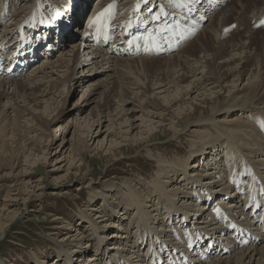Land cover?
I'll return each instance as SVG.
<instances>
[{
	"label": "bare ground",
	"instance_id": "1",
	"mask_svg": "<svg viewBox=\"0 0 264 264\" xmlns=\"http://www.w3.org/2000/svg\"><path fill=\"white\" fill-rule=\"evenodd\" d=\"M26 1L0 0V218L5 215L6 220H0V233H4L7 226L20 216V206L25 207L27 201L40 198L44 186L40 179L34 180L30 176L28 169L37 163L46 165L47 151L57 143L54 137L39 128L49 130L52 123L61 120L59 117L62 110H66L64 104L68 92L79 86L83 87L82 102L88 104L94 94L100 93L103 100L107 97L116 106L112 111L106 101L103 110L96 112L91 119L85 117L82 123L77 119L81 107L69 113L75 117L71 118L70 125L67 122L64 127L74 125L72 134L75 136L79 132L80 135H77L75 144L69 143L68 154L61 155L69 168L77 169L74 174L83 166L88 144L92 145L99 137V126L106 122L107 131L116 126L119 133L122 129L127 133L133 128L132 114L136 108L142 112L149 106L154 112L150 114L145 109L147 117L162 116L161 126L163 121H168V129L164 132H173L167 135L169 141L179 139L190 128L194 129L192 132L196 137L189 142L188 155L168 161L153 156L154 150H158L155 147L156 126H148L143 134L136 133L129 138L122 135L125 138L122 141H118L115 134L108 135L111 141L102 153H108L111 161H121L117 151L122 143L142 147L133 152L141 150L154 160L155 175L143 184L146 186L142 190L130 181L119 196L118 192H109L111 186L106 192H92L89 201L97 197L101 198L102 204L89 205L87 212H81L80 218L88 230L81 232L83 228L78 229L82 226L78 225L80 223L54 217L52 222L56 226L52 229L56 232L50 237L64 234L59 240L61 249L80 252L85 243L93 250L85 251L84 256L88 258L94 252L96 264H264L263 79L256 77L254 70L241 89L236 86L242 74L246 73L244 66L240 70L237 66L243 59L244 64L252 60L247 51L258 28L254 26L259 22L256 17L252 28H246L244 33H240L243 29L236 28L231 41L222 43L213 22L217 20L218 27L222 14L215 13V7L224 0H199V3L189 5L194 9L191 12L187 8L173 6L169 0H148L147 3V0H126L123 5H120L123 0H94L92 11L89 9L86 13V27H90L89 23L98 11L102 12L110 4L115 6L116 13L106 30L102 26L94 35V44L89 43L83 52L86 45L75 28L86 12L88 0L56 1L61 3L28 0L24 5ZM162 7L165 14L157 16L160 14L158 11L155 14L158 19L150 25L145 24V19ZM130 12L137 16V26ZM108 15L105 16V24ZM199 17L205 22L199 21ZM261 18H264V12ZM167 21L169 24L179 22L180 26L188 28H191L189 22L192 21L200 27L199 35L193 42L182 43L180 50L179 47L169 50L173 45H165L164 36H158V27H155L156 24L163 27ZM124 22L127 25L120 26ZM144 25L147 31H134ZM83 33L89 42L86 31ZM146 34L156 39V49L163 51L161 56H155L154 49L148 47L150 41L144 39ZM134 35L139 36L129 43L132 44L129 50L127 44ZM208 35V41L218 44L222 52L229 51L227 59L218 61L221 51L208 54L207 45L200 43L195 46L200 37ZM234 36L237 40L233 39ZM197 51L199 57L195 55ZM139 66L143 74L153 66H157V72L142 82L137 80L133 85L136 88L124 84L123 80L132 75V68ZM224 68L227 70L222 71ZM86 78L90 82L85 86ZM229 78L231 81H226ZM223 84H230V87ZM161 94L164 95L162 99L158 98ZM112 112L116 113L115 116H111ZM218 114L224 115L222 121L218 120ZM95 126L98 130L93 133ZM158 128L162 130V127ZM64 140L63 137L57 144L54 154ZM27 143L30 146L26 147ZM102 145L103 141L97 142L96 148ZM181 151L177 149L178 153ZM54 161L58 162L57 158ZM22 162L25 164L21 165ZM63 168L59 166L50 172H62ZM65 175L54 177L49 184L60 187ZM9 178H12V185L3 183ZM95 183L90 180L84 188ZM114 197L115 200L110 202ZM198 201L205 204L197 207ZM16 206L18 209L11 210ZM134 225L136 231L132 234ZM74 226L77 229L73 230ZM89 231L91 235H88ZM64 261L63 264H68ZM80 261L84 264L86 260ZM45 263L41 260L38 264Z\"/></svg>",
	"mask_w": 264,
	"mask_h": 264
},
{
	"label": "rangeland",
	"instance_id": "2",
	"mask_svg": "<svg viewBox=\"0 0 264 264\" xmlns=\"http://www.w3.org/2000/svg\"><path fill=\"white\" fill-rule=\"evenodd\" d=\"M27 1L25 2L24 5L27 4ZM56 1L57 0H54L53 3H61V1H58V2ZM145 2L147 3L148 0ZM87 3L88 4L86 6V12L85 14H83L82 18L80 19L79 25L76 26L75 28V31L79 33V36H81L83 41L85 42L86 46L83 47V52L87 50L86 48L89 47V43L90 45L94 44L93 40L91 39L92 29L91 27H88V28L86 27V24H87L86 13L89 9L92 11L95 2L94 0H88ZM125 3H127V1L123 0V2L120 3V5H123ZM142 5H145V4L142 3ZM156 6H153L152 8L155 7L154 9H156ZM59 7L60 6H58L57 8ZM263 7H264V0H224L220 4H218L215 7L217 9L215 13L220 12L219 14H222V15L220 16L218 27H217L218 22H216L217 20H214L215 22H213V25H215V28L218 29V31L220 32L219 39L223 41L222 43L231 41L232 39L231 35L233 34V32L236 31V28L243 29L240 33H244L246 31V28L253 27V25L256 23V20L260 22V20L262 19L261 16L264 12ZM262 8L263 10H261ZM160 9L161 8L157 9L155 13H152L149 17H147L145 19V24L150 25L153 22L152 17L155 16V14H158V11H160ZM258 10H259V13L261 12L262 14L261 13L258 14ZM157 16H159V14ZM130 17L135 18L137 16H134V14L130 12ZM135 21H136V18L134 22ZM252 21L254 23H252ZM206 23L208 24V20L206 21ZM232 25H235V27L232 28L231 27ZM24 26L26 25L24 24ZM226 29H230V30L225 31ZM199 30H197V33L195 32L193 33L194 35L192 38L189 39L190 41L188 40L189 42H193L198 37L197 35H199V32H200ZM250 30L251 29H249V31ZM83 31L84 32L86 31V34L88 35L90 39L89 42L86 41L87 37L86 35H84ZM255 32L253 35L254 41L251 44L250 49L247 51L248 53L247 55L250 56L252 60H250L247 64H244L243 63L244 59H243V62H241L240 65L237 66V70H240L242 66H244L243 71L246 69V73L242 74V77L239 79V82L236 85L238 86L239 89H241L242 86L246 84L247 78L250 77L249 74L253 73L255 70V72L257 71V73L254 72V75H256V77L259 76L260 80L263 79L261 80L263 81L261 82V85L264 90V85H263L264 84V25H261L260 27H258ZM119 34L120 33H118V35ZM249 34H252V33L249 32ZM208 38H209V35L207 37L204 36L203 38L200 37L198 39V42L196 43L194 42L195 46L200 45V43L207 45L208 46L207 49L209 50L208 54H213L214 52H220L221 49L219 45L218 44L213 45V43H211L213 41L210 39L211 41L209 42ZM233 39L237 40L235 36L233 37ZM189 42H187V44ZM212 45H213V48L211 47ZM178 49L180 50L181 47H179ZM108 52L110 53V51ZM228 52L229 51H226V52L221 51L219 57H217L218 61H221V58H223L222 60L227 59L229 57ZM55 53L56 51H54V55ZM195 55L199 57L200 56L199 51L195 52ZM243 55L245 54H242V56ZM42 57L43 56H41V58ZM115 57L118 58L119 56L115 55ZM209 57L211 56H208V58ZM121 59H126V58L121 57ZM139 69H140V66L132 68V75H129L127 77L125 76L126 78L124 80L122 79L124 84H129L130 87L132 86L131 88H136V85L134 87L133 85L135 84V82H137V80L138 82H142L145 77H150V74L152 73L154 74L157 72L156 71L157 66L148 68L144 72V74L140 72ZM226 70L227 69L224 68L222 71H226ZM91 80L94 81L96 80V78H91ZM226 81L229 82L231 81V79L229 78ZM89 82L90 80L86 78L84 85L85 86L88 85ZM138 86H141V83ZM223 86L230 87V84H227V85L223 84ZM82 89L83 87H79V86H76L70 89V91L67 94V98L65 99L66 101L64 104V108L66 110H62L61 116L59 117V119L61 120L59 121L56 120L54 123H52L49 127L50 128L49 130L43 127L39 128L41 132L46 133L47 135L50 134L52 137H54L58 145L60 144L63 137L65 140L62 143V146L59 147V149L57 150L55 154H54V151L57 149V146H58L57 144L52 146L47 151L48 155L46 156V165H40V163H37L35 164V167L33 168L28 169V167H25L28 169V173H31L30 176L33 177L34 180L40 179L44 187H43V190L41 191L40 198L31 199L30 202L27 201L25 207L16 206V207L11 208V210L12 209L16 210L19 207L21 214L18 218L14 219L7 226L4 233H0V264H38L39 262H41V260L45 261L46 262L45 264H55V263L63 264L65 262L64 260H66L68 264H81L78 262L79 260L81 261L86 260L84 264L98 263L97 259L93 257L94 252L93 254H90L88 258H87V255L84 256L85 251L89 252V250H93V249H90V247L87 248L86 247L87 244L85 243L82 244L80 248V252H77L76 250L67 251L66 250L67 248L61 249L60 248L61 244L59 243V240L62 239L61 237L64 236V234H57L53 237H50V234H53L56 232V231H53L52 229V228H55L56 226L55 223L52 222L53 218L60 217V218H64L66 221L71 222V223H76V224L80 223L78 225H82V226H78V229L83 228L81 232H83L84 230H88V226L82 223L83 219L80 218L81 212H87L85 210H86V207H88L89 205L100 206L102 204L101 198L99 199L97 197L89 201L90 197L93 196L92 192L94 193H98V191L106 192V191H109L108 187L111 186L112 190L109 192H116V193L118 192L117 195L119 196L121 195L122 192H125V189H127L126 188L127 184L130 181H132V184L134 183L137 184L136 188L140 187L141 188L140 190H142L146 186V185L143 186V184H145L147 180H150L152 177H154L155 170H156V163L154 162V160L149 159L143 152H141V150H138L137 152H133V150L141 149L142 147H139V148L131 147L127 143L126 144L122 143V145H120V149L117 151V155H119V157L121 158V161L119 162L113 161V160L111 161L108 153L107 154L102 153V150L107 149L109 147L111 137L110 136L108 137V135L115 134L116 135L115 138H117L118 141H122L123 139H125L124 137H122V135L124 136L128 135L127 138H129L131 135H135L136 133L143 134L145 132L146 127L148 126H151V127L156 126L155 131L157 135H156L155 147H157L158 150H154L153 152V156L155 158L160 159V160L171 161L173 159L180 160L183 157H185V155H188L189 142L194 141L191 139L196 137L195 132H192L194 131V129L190 128L188 132H186L185 135H182L179 139L174 138L173 140L169 141L170 139L169 134H172L173 132L169 131L168 134L164 132V131H167L168 129V121H163L162 123L163 126H161L159 124H160V120L162 119V116L160 118H155V115L153 117H147L146 115L147 112L145 111V109L149 110L148 112H151L150 114H153L154 110L151 109L149 106H146V108L143 109L142 112H139L138 108L134 110L135 112L132 114L133 115L132 123L134 125H133V128L127 133H125L124 129H122V132L120 131L119 133L118 131L119 127H116V126H114V128H112L110 131H107L106 126L108 125V123L106 122H104L102 126H99V132H100L99 137L92 143V145L91 143L88 144L89 150L84 154V162H82L83 166H81V169L80 171H78V173L74 174L77 171V169L69 168L67 165V161L64 160L65 157L61 155V153H65L64 156L68 154V152L66 153V151L68 150L69 143H71L72 145L75 144L77 135H80L79 132L76 133L75 136L72 134L74 132V127H73L74 125L68 128L64 127L65 124H67V122H69V125H70L72 122L71 118L75 117V115L71 116V114L69 113H72L74 110H77L79 107H81L82 111L80 110L79 112H77L78 114L77 119L79 120V123H82L85 117H89V119H91L93 116L96 115V112L103 110V107L105 106L106 101H107V104L111 108L110 110L113 111L116 106L115 102L113 101L111 102V100L110 99L108 100L107 97H105V99L103 100L104 96L101 98L100 93L94 94L91 97L92 101L86 104V102H82L83 100L80 99L81 94H82L81 92ZM123 89L125 90V87H123ZM66 91L67 90H65L64 93H66ZM157 92L158 91H156L155 93ZM222 93L223 91H221V94ZM134 95H135V92L133 93V95H131V97ZM163 96L164 95L161 94L158 96V98L162 99ZM224 96L225 94L223 96H220V99L223 98ZM192 97H194V95H191V98ZM87 98L88 97H86L85 100ZM99 98L101 99V101H99ZM203 98H199L198 100L202 101ZM4 101L5 99L3 100V102ZM155 102L158 103V101H155ZM199 103L200 102H198V105ZM108 110H109V107H108ZM89 114H92V115L89 116ZM114 114L116 113L114 112ZM114 114L112 112L111 116H113ZM141 114L143 115L141 116ZM227 115L232 116L231 114L229 115V113ZM218 118H219L218 120L222 121V119L224 118V115L218 114ZM168 119L169 117H166V120ZM116 123H118V121ZM59 125H62V126L60 129H57ZM157 126L162 127V130H160V128H158ZM96 127L97 126L93 128V133H95L98 130V128ZM135 127L137 128L135 129ZM82 130L83 128L79 129L80 132ZM159 130L162 133H159ZM111 131H112V134H109ZM72 135L74 137H72ZM142 136L144 137V135ZM102 141H103V145L101 147L96 148L97 142H102ZM187 141H188V144H186ZM28 145L30 146V144L27 143L26 147ZM33 148L36 149L35 146ZM178 148L182 150L180 153L177 152ZM94 149H95V152H91ZM49 153L51 155H49ZM176 153H178V156L176 155ZM11 157L12 159H14V156H11ZM55 158H57L58 160V162L56 163L54 161ZM24 164L25 163L22 162L21 165H24ZM59 166L60 167L62 166V168L65 166L62 172L60 171L54 172V173L50 172L51 170L56 169ZM77 166L78 165H75V167ZM65 169H68V170H65ZM66 171L68 173H66ZM64 175H65V180L62 181V184L59 185L60 187H54L51 184H49L51 183L50 182L51 179H53L54 177H61ZM90 180L96 183L91 185L90 187L84 188L85 185H87ZM244 180L247 181L248 179L245 178ZM3 183H5L6 185H12L13 184L12 178L5 180ZM53 192H56L54 193L55 195H53ZM113 194L115 195V193ZM117 195H115V197H117ZM142 195H144L143 192H142ZM262 196H264V194ZM115 197L112 198L110 202H113L115 200ZM187 203H190V201H187ZM20 204L21 203L18 202V205ZM203 204H205L204 201H198L197 207H200ZM4 219H5V215L3 218H0L1 221L5 222L6 220ZM140 225L141 224H139V226ZM144 225H146V222ZM135 228H136V225H134L133 227L134 230H132V234L136 231ZM74 229H77V226H74L73 230ZM62 232L65 233L66 231H62ZM91 234H92L91 231H89L88 235H91ZM105 237H103V239H106ZM96 248L97 247H95L94 249ZM63 249H64V252H63Z\"/></svg>",
	"mask_w": 264,
	"mask_h": 264
},
{
	"label": "snow or ice",
	"instance_id": "3",
	"mask_svg": "<svg viewBox=\"0 0 264 264\" xmlns=\"http://www.w3.org/2000/svg\"><path fill=\"white\" fill-rule=\"evenodd\" d=\"M169 3L170 4H173V6H176V7H184V8H187L189 12L191 11H194V9L190 8L189 5L192 4V3H199V0H169ZM114 7V5H109L107 8H105L102 12H100L91 22H90V27H92L93 25H101V22H102V19L105 17V15L107 13H109L111 11V9ZM151 11V10H149ZM160 14L161 15H164V10H163V7L161 8L160 10ZM152 19H158L157 16H153ZM261 25H264V19H261L259 24H256L254 25L255 27H260ZM130 26V25H129ZM103 27L107 28V25H103ZM232 28L235 27V25H232L231 26ZM230 29H226L225 31H228ZM145 40H147V37H144ZM131 43V41H130Z\"/></svg>",
	"mask_w": 264,
	"mask_h": 264
}]
</instances>
